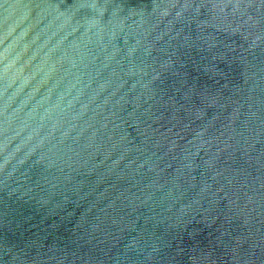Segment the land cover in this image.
<instances>
[{"label": "water", "instance_id": "1", "mask_svg": "<svg viewBox=\"0 0 264 264\" xmlns=\"http://www.w3.org/2000/svg\"><path fill=\"white\" fill-rule=\"evenodd\" d=\"M0 264H264V0H0Z\"/></svg>", "mask_w": 264, "mask_h": 264}]
</instances>
